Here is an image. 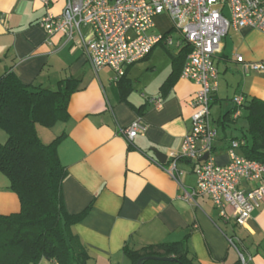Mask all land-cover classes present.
Segmentation results:
<instances>
[{"label":"crops","instance_id":"1","mask_svg":"<svg viewBox=\"0 0 264 264\" xmlns=\"http://www.w3.org/2000/svg\"><path fill=\"white\" fill-rule=\"evenodd\" d=\"M48 1L45 7L43 0H0V79L12 72L31 90H56L65 80L76 86L68 107L70 120L37 130L47 145L65 135L57 153L68 172L62 185L66 212L77 216L91 207L70 228L88 253L87 264H133L125 250L139 252L174 243L186 245L193 264H239L228 237L241 241L252 256L250 264H264V204L246 227H239L234 220L224 221L207 196H184V190L191 193L196 187L201 162L179 158L192 127L190 102L199 87L180 76L162 90L174 59L182 53L180 34L173 27L158 30L156 21L163 15L156 18L154 33L172 36L175 31L179 38L172 46L158 45L146 59L129 67L120 85L113 81L110 68L96 73L83 49L64 36L48 37L40 27L42 18L47 13L60 16L67 0ZM162 55L167 61L160 60ZM237 57L247 63L264 62V35L231 28L214 59L219 78L210 107L216 132L211 156L220 165L229 162L233 141L243 143L238 153L244 156L245 139L251 145L246 106L252 99L264 101V72L245 74ZM127 83L123 97L121 86L127 88ZM237 96L245 98V105L235 118L231 114ZM151 99H160L161 105L155 107ZM138 119L148 130L129 143L120 131ZM6 141L0 135V144ZM154 150L166 155L165 164L156 159ZM257 185L244 181L241 187L249 191ZM20 209L19 198L0 173V215L17 214Z\"/></svg>","mask_w":264,"mask_h":264},{"label":"built area","instance_id":"2","mask_svg":"<svg viewBox=\"0 0 264 264\" xmlns=\"http://www.w3.org/2000/svg\"><path fill=\"white\" fill-rule=\"evenodd\" d=\"M45 7L48 0H43ZM169 17L172 27L180 34L181 43L192 48L183 67L181 78L195 83L196 92L190 106L194 109L192 127L183 140L179 158L207 161L196 169L197 185L187 199L207 196L220 211L221 218L234 220L246 227L254 211L264 204V164L249 160L238 153L243 143L233 141L229 149V162L217 164L212 158L216 132L211 127L210 107L212 95L217 91L219 72L214 59L222 51L223 40L231 28L255 30L264 35V0H67L60 16L47 13L40 22L48 37L62 35L68 42L79 46L87 55L97 73L104 68L114 71V82H119L127 69L146 59L158 45L172 46L169 34H156L155 19ZM183 23L182 26H179ZM88 29V34L84 32ZM245 74L263 73L264 62L247 63L237 57ZM155 107L160 99H151ZM234 117H240L245 98L234 99ZM148 126L138 119L120 131L132 143L144 135ZM176 163H173L175 168ZM257 182L256 188L245 191L242 183ZM228 243L238 254L240 264H250L252 256L236 237ZM50 264H59L52 260Z\"/></svg>","mask_w":264,"mask_h":264},{"label":"trees","instance_id":"3","mask_svg":"<svg viewBox=\"0 0 264 264\" xmlns=\"http://www.w3.org/2000/svg\"><path fill=\"white\" fill-rule=\"evenodd\" d=\"M191 52L192 48L184 43L162 90L169 89L181 76ZM124 79L119 81L120 85ZM128 85L121 86V96L127 94ZM75 91L76 86L66 80L56 90H31L12 72L0 79V131L8 135L7 141L0 144V173L9 180L10 190L21 205L17 214L0 215V264H40L43 260L87 264L89 260L86 249L71 235L70 228L81 222L91 207L70 216L63 201L62 185L68 172L59 160L57 148L65 135L47 145L37 130V126L51 129L70 120L68 107ZM246 110L251 145L245 139L244 157L264 164V101L252 99ZM125 253L133 264L144 257H167L174 261L149 260L143 264H193L184 243Z\"/></svg>","mask_w":264,"mask_h":264},{"label":"rangeland","instance_id":"4","mask_svg":"<svg viewBox=\"0 0 264 264\" xmlns=\"http://www.w3.org/2000/svg\"><path fill=\"white\" fill-rule=\"evenodd\" d=\"M158 17H160V16H158ZM157 17V18H158ZM156 20V19H155ZM156 23H157V29L158 30H161V31H167L168 29H170L171 27H172V23H171V21H170V19H169V17L168 16H166V15H163V18L161 19V20H158L157 19V21H156ZM183 25V23H180L179 24V26H182ZM172 38L174 39V41L176 42L177 41V39L179 38V34L177 33V32H172ZM164 57H166V55H162L161 57H160V60L163 62V61H167L166 59L167 58H165L164 59ZM164 59V60H163ZM0 135H5L6 136V140H7V138H8V135L6 134V133H4L3 131H0Z\"/></svg>","mask_w":264,"mask_h":264},{"label":"water","instance_id":"5","mask_svg":"<svg viewBox=\"0 0 264 264\" xmlns=\"http://www.w3.org/2000/svg\"><path fill=\"white\" fill-rule=\"evenodd\" d=\"M155 152V156H156V159L162 163V164H165L166 161H167V157L166 155H164L163 153L157 151V150H154ZM209 158V154H205L204 157L201 159V162L203 161H207ZM149 260H154V261H162V262H173L174 259L173 258H167V257H144V258H141L137 264H143V262L145 261H149Z\"/></svg>","mask_w":264,"mask_h":264}]
</instances>
